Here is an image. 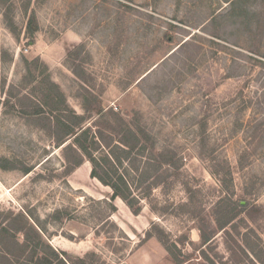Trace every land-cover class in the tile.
I'll list each match as a JSON object with an SVG mask.
<instances>
[{"label":"rangeland","instance_id":"obj_1","mask_svg":"<svg viewBox=\"0 0 264 264\" xmlns=\"http://www.w3.org/2000/svg\"><path fill=\"white\" fill-rule=\"evenodd\" d=\"M86 89L115 112L140 117L156 150L177 153L179 181L168 176L172 184L148 197L137 190V222L91 176L89 160L65 175L56 117L26 114L34 103L48 110L59 91L84 114ZM11 163L18 167H5ZM23 164L34 169L25 174ZM214 170L230 172L227 185ZM187 185L209 219L222 197L241 202L237 230L219 231L204 245L199 221L176 207L188 200ZM0 211L10 221L33 215L54 250L84 264H178L176 257L183 264H264V0H0ZM154 224L178 247L168 250ZM2 246L0 264H9ZM34 248L11 258L35 264Z\"/></svg>","mask_w":264,"mask_h":264},{"label":"trees","instance_id":"obj_2","mask_svg":"<svg viewBox=\"0 0 264 264\" xmlns=\"http://www.w3.org/2000/svg\"><path fill=\"white\" fill-rule=\"evenodd\" d=\"M5 15L10 20V25H13L14 22H12L9 11ZM38 29L39 23L34 13L27 24V30L32 39ZM74 71L82 81H86L85 75L80 74L77 68H74ZM86 95L84 114L78 113L68 104L62 91L58 92L56 101L52 99L51 102H48L52 103L51 105L47 104L49 105L48 110L41 104L34 103L31 104L32 109L26 111V114L36 120L43 118L46 113L57 118L53 138L56 147L61 148L64 154L65 175L71 174L86 160H89L92 163L91 176L112 189L111 199L120 197L135 215H139L143 209L141 203L143 197L137 193V190L144 188L147 191L146 197H148L155 188L161 185L165 188L166 185L174 184L181 176L177 153L169 148L156 150L157 140L141 122L140 117L129 118L121 112H115L111 107L104 106L101 96L90 89H86ZM136 113L138 114V112ZM5 167L16 168L18 166L9 164ZM21 169L25 174H29L34 167L23 164ZM162 169H165L163 174L161 173ZM228 172L222 174L219 170L213 171L222 186L227 185ZM165 173H168L167 176L164 175ZM170 175L175 178L172 183L166 181ZM187 190L189 192L188 200L177 204L176 207L180 213L199 221L204 245L211 244L219 231L230 234L232 228L237 230L238 225L235 223V219L240 213L239 208L244 207L241 202H238L232 195L227 198L222 197L215 205L216 208L218 206L215 217L209 219L206 217L207 215H202V209L199 208L195 199L197 192L189 185H187ZM226 199L228 203H225ZM151 208L156 212L166 213L168 211V208H160L156 205H151ZM111 209L116 212V205L111 204ZM1 215L3 214L0 211ZM11 217V221L6 219V216L0 219V241L3 243L2 247L5 253L9 256V258L6 257L9 264H26L25 261L19 262L12 259L11 256L19 258V254L16 255L17 250H25L31 243L35 248L41 247L40 253L42 254L35 248L31 250L32 255L29 260L35 259L37 261L35 264H56L57 260H61L64 264L85 263L83 257L73 258L66 251L54 250L44 239L43 225L41 226L39 220L35 219L33 215L18 213ZM19 219H24V224L21 226L16 224ZM4 223L8 225H4ZM212 223H216L215 226H212ZM153 227L158 230V237L168 250L172 251V247H178L176 242H169L164 229L159 228L156 224ZM20 234H23V241L20 239ZM151 234L152 232H148L147 236L149 237ZM60 255H63V258ZM175 259L178 264L184 263V260L180 258L176 257ZM207 259L209 260V258ZM211 263L214 264V262Z\"/></svg>","mask_w":264,"mask_h":264},{"label":"crops","instance_id":"obj_3","mask_svg":"<svg viewBox=\"0 0 264 264\" xmlns=\"http://www.w3.org/2000/svg\"><path fill=\"white\" fill-rule=\"evenodd\" d=\"M118 198H120V197H118ZM121 199V198H120ZM122 200V199H121ZM122 202L126 205V206H128L123 200H122ZM118 205V211L121 209V208H119V207H121L119 204H117ZM129 210H130V212H131V214L133 215V217H134V221H136L137 222V218L141 215V214H139V215H135L132 211H131V209L129 208ZM122 221L124 222V224H126V226H130V223L132 224V222H130V221H128V220H123L122 219ZM120 226H121V228H123L124 229V226L122 225V224H120ZM133 227L135 228V229H137V226L135 225V224H133ZM128 233V232H127ZM129 235V234H128ZM139 251V249L136 251V252H138ZM136 252H134L133 254H132V257H134L135 255H136Z\"/></svg>","mask_w":264,"mask_h":264}]
</instances>
